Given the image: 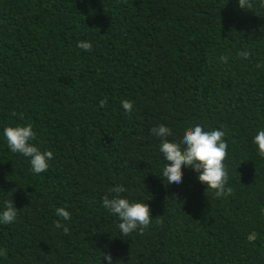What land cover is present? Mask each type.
Segmentation results:
<instances>
[{
  "label": "trees",
  "instance_id": "16d2710c",
  "mask_svg": "<svg viewBox=\"0 0 264 264\" xmlns=\"http://www.w3.org/2000/svg\"><path fill=\"white\" fill-rule=\"evenodd\" d=\"M240 4L0 0V206L19 211L0 225V264H107L105 252L113 264H264V157L252 142L264 128V0ZM26 124L54 154L38 175L2 138ZM160 124L176 142L197 124L225 131L231 193L217 197L191 169L167 186L150 131ZM118 185L150 206L143 231L122 235L102 207Z\"/></svg>",
  "mask_w": 264,
  "mask_h": 264
},
{
  "label": "clouds",
  "instance_id": "9594fccd",
  "mask_svg": "<svg viewBox=\"0 0 264 264\" xmlns=\"http://www.w3.org/2000/svg\"><path fill=\"white\" fill-rule=\"evenodd\" d=\"M242 6V0L241 4ZM77 47L85 51H91L92 43L80 41ZM242 58H247L249 53L243 51L239 53ZM225 63L228 57L222 56ZM106 101H101L103 105ZM122 108L126 112H131L133 102L123 100ZM151 134L160 140L158 150L166 161L160 178L167 182V186H179L183 182V169H191L206 190H211L217 197H224L231 193V188H227L228 171L224 164L227 156L228 145L225 141V131L221 129L205 130L201 125H194L187 128L179 142L169 140L172 136V129L160 124L151 128ZM36 133L31 124L5 126L2 138L6 142L8 149L12 153H18L27 158L30 171L33 174L46 172L50 167V161L54 154L50 150L42 151L32 141L35 140ZM253 144L256 146L258 154L264 157V128L258 129L253 137ZM126 189L123 186H116L110 190L109 195L102 199V207L107 213L118 218V229L122 235H130L134 231L146 229L151 223V209L146 202H139L128 199L122 195ZM18 210L13 200H5L0 206V225H11L18 218ZM56 215L64 221L71 219V214L64 207L56 209ZM56 226L63 227L57 221ZM65 232L67 229L65 228ZM3 253L0 252V255ZM107 264H113V256L110 253H102ZM101 264V262H100ZM115 264H123L117 260Z\"/></svg>",
  "mask_w": 264,
  "mask_h": 264
}]
</instances>
